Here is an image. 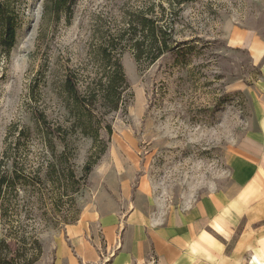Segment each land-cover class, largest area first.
I'll return each instance as SVG.
<instances>
[{"label":"rangeland","instance_id":"rangeland-1","mask_svg":"<svg viewBox=\"0 0 264 264\" xmlns=\"http://www.w3.org/2000/svg\"><path fill=\"white\" fill-rule=\"evenodd\" d=\"M69 5L20 0L15 45L9 56L0 55L2 169L11 174L16 168L35 178L36 170L56 160L49 154L44 134L56 132L60 125L67 131L62 134L68 145L67 154L57 162L56 175L44 178L36 188L30 185L20 191L19 210L0 215V240H6L15 254L19 246L26 247V258L37 254L32 264H113L117 255L125 253L124 239L133 232L125 224L112 234L104 231L103 224L89 225L84 237L96 251L92 260L83 250V238L74 235L70 226L87 210L114 206L116 196L123 193L122 207L127 212L141 187L153 196L157 208L190 209L234 181L229 158L258 129L253 95L263 71L249 49L235 46L230 39L237 28L259 30L264 39L258 24L264 17V2L76 0ZM142 16L152 18L160 38V32L164 35V52L154 60L156 45L150 50L148 42L142 46L141 57H136L135 40L144 36L141 28L135 30V21ZM100 44L114 46L113 52L121 54L128 89L115 110L87 98L92 100L91 131L98 132L95 141L80 128L67 129L85 109H75L64 81L72 74L81 98L87 95L89 84L99 89L104 64L95 51ZM197 49L213 50L217 56L229 52L231 56L225 59L238 58L240 68L226 80L218 74L215 80L224 83L213 88L215 81L188 69L189 54ZM170 65L187 70V78H182L174 98L154 103L159 92L157 77ZM153 66L154 75L144 77ZM221 110L217 119L215 114ZM192 113L210 115L199 120ZM63 149L57 143V153ZM89 160L97 161L86 174ZM262 201L261 194L254 206ZM260 212L250 222L241 219L237 223L261 229L260 247L252 245L245 264H264V211ZM241 231L236 230L232 242ZM23 260L18 264H24Z\"/></svg>","mask_w":264,"mask_h":264},{"label":"crops","instance_id":"crops-1","mask_svg":"<svg viewBox=\"0 0 264 264\" xmlns=\"http://www.w3.org/2000/svg\"><path fill=\"white\" fill-rule=\"evenodd\" d=\"M231 40L235 46L249 49L263 71L253 95L258 129L251 131L237 145L239 151L229 158L234 181L190 209L157 208L153 196L141 187L127 212L122 207L123 193L114 198V206L87 210L70 226L74 235L83 238V250L92 260L96 251L84 235L93 224H103L110 234L124 224L132 230L133 235L123 242L125 253L117 255L113 264H151V260L158 264H245L246 252H251L253 244L258 245L260 227L237 223L241 219L250 222L264 211V201L255 206L253 203L261 194L264 196V39L259 30L237 28ZM242 228L239 239L232 242L236 230Z\"/></svg>","mask_w":264,"mask_h":264},{"label":"trees","instance_id":"trees-1","mask_svg":"<svg viewBox=\"0 0 264 264\" xmlns=\"http://www.w3.org/2000/svg\"><path fill=\"white\" fill-rule=\"evenodd\" d=\"M76 0H56L57 3H68L70 5ZM20 0H0V55L9 56L16 42L17 29L20 24ZM69 5V6H70ZM141 28L143 32V38H135V47H136V57L139 59L144 53L142 46L149 43L150 50L153 49V46L156 45V52H153L151 59H157L164 52L163 43L165 44V39L163 32L160 38L157 33L156 26L152 18L147 16H142L140 19L135 21V30ZM136 33V31H135ZM136 36V34H135ZM164 40V41H163ZM114 45V44H113ZM100 44L95 51L98 58L104 64L102 68V74L99 81L100 87L95 88L90 84L87 88V95L81 98V93L76 88V83L72 74H68L64 81V90L69 95V98L72 100V104L75 106V109L82 107L85 109L84 115L76 114V118L72 126L67 129L80 128L82 132L86 135H90L94 138L95 141L98 140V132H92L91 129L94 125V118L90 111V103L88 97L93 99H98L100 104L108 109H117L120 104L124 101L125 91L128 89L127 77L121 63V54H115L114 46ZM41 118L45 119L44 115H41ZM109 127V131H110ZM62 132L64 131L62 125H60L56 132H47L44 134V139L46 147L49 148L50 156L56 158V160H49L45 168H40L35 171V178L30 177V172L24 174L19 172L18 169L14 168L13 172L9 174L7 170L2 169V162H0V215L5 214L11 211L19 210L21 206L20 200V191H27L30 185H33L36 188V184L42 183L44 178L48 180L52 178L57 173V162L62 160V158L67 154V141L66 137L63 136ZM57 143L62 144L64 149L60 153H57ZM106 148H103L101 153L105 151ZM98 154V155H101ZM93 155H96L94 152ZM93 155L91 157H93ZM90 157V158H91ZM99 158V156H98ZM92 159V158H91ZM95 161H87L84 166V171L86 174L90 173ZM44 180V181H45ZM14 200V201H13ZM35 245H38L37 242H34ZM33 244V245H34ZM34 245L35 251H39V247ZM32 247V246H31ZM25 246H19L18 251L15 254L14 250L11 249L10 245L6 240H0V264H18L21 259H24V264H32L37 260L38 255L34 257L30 256L26 258L27 253ZM37 253V252H36Z\"/></svg>","mask_w":264,"mask_h":264},{"label":"clouds","instance_id":"clouds-1","mask_svg":"<svg viewBox=\"0 0 264 264\" xmlns=\"http://www.w3.org/2000/svg\"><path fill=\"white\" fill-rule=\"evenodd\" d=\"M264 2V0H262ZM258 24L262 30H264V17H261L258 21ZM201 51L203 54L201 55ZM226 56H231V53L224 52V55L217 56L215 55L213 50L197 49L189 54V60L191 63L188 65V69H195L198 73L203 75L205 80L215 81L213 84V88H215L218 84L224 83L223 80L216 81L215 77L219 75H223L225 80L228 79L231 74L235 71H238L240 66L236 63V59L229 61L226 60ZM199 57V58H197ZM154 68H148L146 72H144V77H150L154 75ZM188 72L182 67H174L170 65L167 71L162 70V74L157 77V87L159 89L157 99L154 103H159L163 101L164 103L168 102V99L174 98L176 91L180 88L182 78H187ZM143 79V77H140ZM211 91V90H210ZM227 106H224L223 110H226ZM218 111L215 115L216 118L219 119L222 115V112ZM196 119L203 120L207 119L210 114H196L192 113ZM261 127L264 128V121H261Z\"/></svg>","mask_w":264,"mask_h":264}]
</instances>
